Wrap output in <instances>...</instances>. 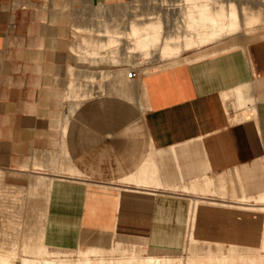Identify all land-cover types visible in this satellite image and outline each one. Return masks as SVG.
Segmentation results:
<instances>
[{
	"label": "crops",
	"instance_id": "obj_1",
	"mask_svg": "<svg viewBox=\"0 0 264 264\" xmlns=\"http://www.w3.org/2000/svg\"><path fill=\"white\" fill-rule=\"evenodd\" d=\"M126 1L0 0V224L17 211L30 224L41 177L51 247L76 249L106 232L176 254L189 241L193 200L199 241L262 248L264 37L136 67L135 77L119 68L110 89L120 95L85 88L94 61L112 74L102 39L107 24L122 25L102 17Z\"/></svg>",
	"mask_w": 264,
	"mask_h": 264
},
{
	"label": "bare ground",
	"instance_id": "obj_2",
	"mask_svg": "<svg viewBox=\"0 0 264 264\" xmlns=\"http://www.w3.org/2000/svg\"><path fill=\"white\" fill-rule=\"evenodd\" d=\"M144 1L146 2V0H143V2ZM157 1L158 0L154 2ZM177 1L179 2L174 3L172 1L173 3H169L168 1V6L166 5L163 9L162 3L164 1H159L158 3L162 4V6L159 4L157 5H159L161 9L153 10L154 8H151L150 11L141 12L140 14L144 13L141 15L142 17L138 16V18L129 19L124 27L107 24V28L105 29L107 37L102 39V46L106 45L112 47V51L110 54H107V58L114 62L119 61L117 46L122 42H126L127 51L125 59L127 61L130 60V62H132L131 59L136 56H146L156 61L159 60V63L156 62L157 64H161L162 62L164 64H171L180 58L188 59L194 55H203L211 50H215L218 43L220 44H218L219 47L227 48L228 46L236 45L241 40L240 37H238V33L241 29L244 30V36L247 41L264 37V25H254V23L258 21L264 23V2L259 4L258 0H255L257 1V5H254L249 3L250 0H245L246 2H242L241 4L237 3L235 0ZM148 2L147 0V3ZM152 6L155 5L152 4ZM142 7H144L143 4ZM145 8L147 9L148 6H145ZM145 8L144 10H146ZM155 8L158 7L155 6ZM172 8H174V11H180L181 14H179L181 17L178 18V15L176 20L171 18L175 21H171L174 26L170 27L166 25V18L170 15V12H172ZM136 13L135 15L139 14ZM174 16L175 15L172 17ZM129 17H131V15L128 16V18ZM192 47H197L192 53L185 55L181 53L184 49ZM83 51L91 56H97L99 53L97 50H91L89 48ZM128 76H130L129 67ZM40 185L45 187L46 183L42 181L41 177H37V180L31 185V193H35ZM16 190L18 189H15V191ZM20 190L17 192L21 193ZM1 194L3 193H0V195ZM21 194L17 196H21ZM25 200V202L28 201L27 197ZM258 200L264 201V195ZM28 202L30 203V201ZM190 202L191 220L189 240L193 252L188 254L185 258L172 257L170 255L171 251L166 252L165 249V255L156 253L143 255L141 247L135 249L133 254H128L127 250L131 248H127L122 243L110 247L103 244H89L86 245V247L80 248L78 258L71 257V253L74 252L73 249L51 248L45 243L43 239L45 231L43 230H45L46 227L37 226V220L35 222L33 221L34 223L31 222V220H35L36 213H40L41 211L35 213L33 207L31 209V206L28 204L30 207L27 209H30L32 214V211H34L35 214L33 215L34 217L31 216V213L29 214L31 216H29L30 218L33 217L30 220V224L37 225L36 227L34 226L35 228H32V226H28L29 222L25 223V220H23L27 228L23 229V233H20L24 235L26 233H24L25 229L27 233L22 236V241L19 240L21 237L20 233V237L17 238L18 236L15 237L17 234H15L16 231L14 232L12 230L15 235H12V231H9L11 235L8 236L10 234L8 232L7 237H5L2 233L7 226L3 231L1 230L3 227L0 228V233L2 232L0 234V236L2 235V238H0V264H264V243L262 248L250 249L235 245L224 247V243H214L215 245L213 246V243L211 244L210 241L205 242L206 244L209 243L206 245L204 242L202 243L199 241L194 233V219L199 202H194L193 200ZM28 205L26 203L25 206L28 207ZM21 207L22 206H20L19 210L22 209ZM256 208L258 207H255V209ZM262 208L264 209V206H262ZM262 208L259 207V209ZM12 219L9 220L12 222ZM13 221L15 222V220ZM14 222L11 223V226L9 225L10 227L8 226V228L11 229L12 225L16 224V222ZM28 227L30 229H28ZM36 235L38 237H36ZM3 236L5 238H3ZM34 237L35 239L38 238V240L36 241ZM16 238L19 241H17ZM17 242H19V244L22 242V244L17 245ZM200 242L202 244H200ZM20 250H22V253L24 252V255L20 253ZM116 254L121 256L115 257Z\"/></svg>",
	"mask_w": 264,
	"mask_h": 264
},
{
	"label": "rangeland",
	"instance_id": "obj_3",
	"mask_svg": "<svg viewBox=\"0 0 264 264\" xmlns=\"http://www.w3.org/2000/svg\"><path fill=\"white\" fill-rule=\"evenodd\" d=\"M149 2V4L147 3V0H146V2L144 1L143 2V0H128V1H126V2H124V3H122V4H117V5H113V6H107V9L108 10H110V13H111V17H107V18H105V17H102V18H104V22L107 20L109 23H113V24H118L119 26H125V24L126 23H128V21H129V19H131V18H138V16L140 17L141 15H143V14H140L141 12H147V11H150L151 10V8H154L153 10H155V9H161V7L159 6V5H161L162 6V4H163V6H162V9H163V7L165 8L166 7V5L168 6V4H167V2L169 1V3H171L172 1L175 3V2H179V1H177V0H158L157 2H154V1H156V0H153V1H151V0H148ZM159 1H161V2H163L162 4H160V3H158ZM166 1V2H165ZM221 1V0H220ZM237 3H239V4H241L242 2H246L245 0H235ZM249 1V0H248ZM261 1V2H260ZM140 2H142V3H140ZM172 2V3H173ZM252 2V3H251ZM258 2H259V4H261L262 2H264V0H258ZM129 5H128V4ZM148 5H147V4ZM166 3V4H165ZM249 3L250 4H254V5H257V1H255V0H250L249 1ZM142 4H143V6L144 7H142ZM152 4L153 5H155L156 7H158V8H155V6H152ZM157 4H159V5H157ZM165 5V6H164ZM172 5H174V4H172ZM129 6V7H128ZM145 6L147 7L148 6V8L146 9L145 8ZM151 6V7H150ZM140 7H141V9H140ZM126 8H127V10H126ZM144 8L146 9V10H144ZM150 8V9H149ZM149 9V10H148ZM174 8H172L171 10H172V12H170V15H168L167 16V18H166V25H168V26H170V27H173L174 25L171 23V21H175L177 18L176 17H178V15H179V17L178 18H180L181 17V13H180V11L178 12V11H174L173 10ZM135 11V12H134ZM139 11V12H138ZM137 12V13H136ZM174 12H175V14H174ZM177 12V13H176ZM135 13L136 14H138V15H135ZM180 13V14H179ZM177 14V15H176ZM131 15V17H129L128 18V16H130ZM173 15H175L174 17H172ZM142 17V16H141ZM171 18H173V19H175V20H173V19H171ZM93 19H95V17L93 18ZM99 19V18H98ZM171 24V25H170ZM101 24H99V26H100ZM254 25L255 26H262V25H264V23L262 22V21H258V22H256V23H254ZM98 26V27H99ZM92 27H97V26H95L94 24L92 25ZM89 33V32H88ZM92 33H93V35H97L96 33H95V30H92ZM238 37H240V42L242 41V42H248L246 39H245V36H244V30L243 29H241L240 30V32L238 33ZM244 40V41H243ZM222 43V42H221ZM219 44V43H218ZM218 44H217V46L216 47H219L218 46ZM123 45L124 44H122L121 45V47H122V49H120V55L121 56H123L124 55V53L126 52V49L125 48H123ZM220 45V44H219ZM197 47H192V48H187V49H184L181 53L182 54H189V53H192L195 49H196ZM104 60L105 59H100V61H94L95 63H97V65L95 66V69H94V71L92 72V74H91V76H94V77H96V78H92V79H89V80H82L81 81V83H84V87L85 88H95V89H100V87L98 88V86L99 85H103V86H105L106 88L105 89H107V95H120L121 93L120 92H116V91H114V90H112V89H110V86L113 84V83H115V82H117L116 81V71L119 69V68H123V67H129V69L131 70V69H133V68H136V67H139L141 70L143 69V70H150L151 68H153V67H157V63H159L158 61L159 60H154V59H152L151 57H146V56H141V57H138V56H136L135 58H133V59H131V61L132 62H130V60H122V61H120V62H111V61H109V60H107V70H111L112 71V74H110V75H108L107 76V74H103L102 73V71H105L104 69H103V67L102 66H100L99 64L100 63H103L104 62ZM183 60H185L184 58H180V59H178L176 62H174V63H177V62H180V61H183ZM157 62V63H156ZM161 63V62H160ZM174 63H172V64H174ZM159 65H161V66H164V65H166V64H164L163 62L161 63V64H159ZM169 65H171V64H169ZM108 87V88H107ZM100 90H104V89H100ZM122 98L123 99H127L128 100V102L129 103H135V100L134 99H129L128 97H125V96H123L122 95ZM17 195H18V193H17ZM19 197L17 196L16 197V201H19V200H17ZM46 198H47V192H46V187H40V189L39 190H37L35 193H31V202H32V204H31V209H32V207H33V209H34V211H35V213L37 212V211H41L40 213H36L37 215L35 216V220H31V222L32 223H34L36 220V222L38 223V225L37 224H33L32 225V223L31 224H29L28 226H32V228L35 226L36 227V225L37 226H43V218H44V216H45V214H43L42 212H43V210H44V206H45V200H46ZM18 208V207H17ZM16 208V209H17ZM34 211H32L33 212V214L31 213V216H33V215H35L34 214ZM39 214V215H38ZM43 214V215H42ZM38 216V217H37ZM16 224H14V226L12 225V227H14V228H12L11 227V229L10 228H8V226L10 225V224H7V223H2V224H0V228L1 227H3L1 230L3 231V229L5 228L6 229V231H5V229H4V231H3V235L5 236V237H7V235H8V232L10 231H16L15 232V234L13 233V231L11 232V233H13L12 235H15V237L16 236H18L17 238H19L20 236H19V233L21 232V233H23L22 231H23V229L24 228H27V225L26 224H24L23 223V221H20V219H19V212L17 211L16 212ZM34 217V216H33ZM32 217V218H33ZM31 218V219H32ZM37 218H39V219H37ZM34 221V222H33ZM11 226V225H10ZM9 226V227H10ZM34 227V228H35ZM15 229V230H14ZM28 229H30L29 227H28ZM18 230H19V232H18ZM7 234H6V233ZM9 232V233H10ZM27 233V230L25 229V231H24V233ZM0 233V234H1ZM5 233V234H4ZM11 233L8 235V236H10L11 235ZM20 233V235H21V237L19 238V240L20 241H22V236H24V235H22ZM99 236H97L96 237V240H94V241H87V242H85L84 244H82L79 248H76V249H73L74 250V252H72L71 253V257H74V258H78L79 257V251H80V248L81 247H86V245H89V244H97V243H99V244H103V245H107V246H115V245H117L119 242H121L124 246H128V247H131V249H129V250H127L128 252V254H133L134 252H135V249L136 248H140L141 247V249H142V254L143 255H150V254H153L154 252H151L152 250L150 249V247H149V243L147 242V241H145V240H143V239H141V238H137V237H134V236H125V235H120V234H116V233H106V232H102V233H100V234H98ZM2 236V235H1ZM0 236V238H2ZM3 236V238H5ZM36 237H38L37 235H36ZM16 238V240L17 241H19L18 239ZM34 239H35V237H34ZM36 241L38 240V238L37 239H35ZM21 244H22V242H20ZM86 243H88V244H86ZM185 246H183V248H181L179 251H177L176 252V254H170L172 257H180V258H185L188 254H190L191 252H193V250H192V248H191V242H190V240L188 241L187 240V237H186V240H185ZM11 244V243H10ZM17 245H21V244H19V242H17L16 243ZM200 244H202L201 242H200ZM206 244V243H205ZM207 245V244H206ZM51 247V246H50ZM51 248H55V247H51ZM144 248V249H143ZM61 249V248H60ZM79 249V250H78ZM76 250V251H75ZM78 250V251H77ZM78 252V253H77ZM20 253L21 254H23L24 255V252L22 253V250H20ZM155 254V253H154ZM160 255H165L166 253H159ZM107 256V255H106ZM118 256H121V255H119V254H116L115 255V257H118Z\"/></svg>",
	"mask_w": 264,
	"mask_h": 264
},
{
	"label": "built area",
	"instance_id": "obj_4",
	"mask_svg": "<svg viewBox=\"0 0 264 264\" xmlns=\"http://www.w3.org/2000/svg\"><path fill=\"white\" fill-rule=\"evenodd\" d=\"M137 70H136V68H133V69H131L130 70V77H135L136 75H137Z\"/></svg>",
	"mask_w": 264,
	"mask_h": 264
}]
</instances>
